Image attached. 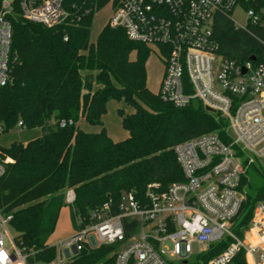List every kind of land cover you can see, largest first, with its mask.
<instances>
[{
  "label": "trees",
  "instance_id": "obj_1",
  "mask_svg": "<svg viewBox=\"0 0 264 264\" xmlns=\"http://www.w3.org/2000/svg\"><path fill=\"white\" fill-rule=\"evenodd\" d=\"M108 0H64L69 18L53 26L25 19L16 7L12 18L10 80L0 86V128H40L42 134L26 143L13 142L0 150L12 161L0 177V209L11 213L17 243L34 253L31 264L49 262L57 248L47 243L54 233L65 192L72 188V218L87 223L103 203L116 204L123 192L142 195L147 186L165 190L184 180L173 151L174 145L205 133H217L228 141L227 120L207 111L201 101L176 107L150 91L146 62L151 49L132 40L125 30L106 24L91 39L94 13ZM260 16L246 29L235 27L229 13L217 12L213 36L220 55L246 60L264 57V0H241ZM135 54L132 58L131 55ZM124 101L132 112L119 109L128 136L114 141L102 116L110 100ZM83 117L99 132L78 125ZM66 121L65 126L61 122ZM71 121L72 123H69ZM243 178L246 198L235 230L243 237L257 203L264 202V183ZM244 186V185H243ZM125 220L127 236L135 223ZM225 239L211 244L187 261L172 264H206L227 246ZM115 245L84 248L63 264H112ZM247 264L244 250L232 260Z\"/></svg>",
  "mask_w": 264,
  "mask_h": 264
},
{
  "label": "built area",
  "instance_id": "obj_2",
  "mask_svg": "<svg viewBox=\"0 0 264 264\" xmlns=\"http://www.w3.org/2000/svg\"><path fill=\"white\" fill-rule=\"evenodd\" d=\"M108 3L110 26L123 28L151 51L159 50L166 66L159 88L162 99L176 107L199 100L204 108L214 109L227 120L228 141L205 133L177 143L173 151L183 181L165 190L149 184L142 195L123 192L116 204L107 201L92 211L87 223L77 217L75 232L55 245L57 258L33 264H63L84 248L101 245L118 248L112 264H172L187 261L194 244H204L205 251L225 239L226 248L206 264H230L241 250L247 264H264V202L256 204L243 237L235 230L246 198L243 178L256 163L264 165V57L252 54L255 58L238 60L220 55L213 36L215 14L231 15L241 0ZM16 7L25 19L45 26L62 23L70 15L64 0H0V86L10 80ZM247 14L250 24L260 21L254 10ZM21 126L19 122L16 127ZM11 161L0 150V177ZM74 200V190L67 189L65 202ZM11 220L12 214L0 209V264H31L34 251L17 243ZM125 220L135 223L130 236Z\"/></svg>",
  "mask_w": 264,
  "mask_h": 264
},
{
  "label": "rangeland",
  "instance_id": "obj_3",
  "mask_svg": "<svg viewBox=\"0 0 264 264\" xmlns=\"http://www.w3.org/2000/svg\"><path fill=\"white\" fill-rule=\"evenodd\" d=\"M262 12L264 15V9L262 10ZM111 15L112 7L109 3L94 13L91 25L92 40H96L101 29L106 24H108ZM231 17L234 21L235 27H245L249 23L247 9L240 3L234 7L231 13ZM131 57L134 58L135 54L132 53ZM165 68V61L161 57L159 50L157 48H153L146 62V73L147 86L150 91L155 94L159 92L160 83L165 73ZM119 109H124L128 113L133 111L132 106L128 105L124 101H118L113 99L108 102L107 112L102 116L103 125L106 127L109 136L114 141H121L128 136V132L122 126L121 116L118 113ZM77 125L86 132H99V130L101 129L99 125H92L82 117L78 120ZM36 135L37 131L33 128L28 129L15 127L6 133H2L0 131V146L9 147L15 141L25 143L30 141ZM245 177L247 178L246 180L251 179L258 184L264 183V165L256 163L248 169ZM243 185L244 189L246 190L245 184ZM76 221L77 218L75 221L73 220L71 207L69 204H67L62 209L56 229L54 233L50 236L49 240H47V243H51L50 245H56L59 240H64L70 237L75 232ZM192 247L193 255H198L206 246L204 244H194ZM117 251L118 248H116L111 255H115ZM66 261L68 260H64L62 261V263ZM97 264L102 263L99 262Z\"/></svg>",
  "mask_w": 264,
  "mask_h": 264
},
{
  "label": "crops",
  "instance_id": "obj_4",
  "mask_svg": "<svg viewBox=\"0 0 264 264\" xmlns=\"http://www.w3.org/2000/svg\"><path fill=\"white\" fill-rule=\"evenodd\" d=\"M83 118V117H82ZM33 129H35L36 131H37V135L34 137V138H36V137H39L41 134H42V131H41V129L40 128H33ZM34 138H32V139H34ZM26 143V142H25ZM64 207H62V209H63ZM62 209H61V211H62ZM61 211H60V213H61ZM72 213V212H71ZM59 217H60V214H59ZM58 220H59V218H58ZM58 223V222H57ZM56 226H57V224H56ZM56 229V228H55ZM50 238V237H49ZM49 238H48V240H49ZM60 241V240H59ZM49 244V243H48ZM51 244V243H50Z\"/></svg>",
  "mask_w": 264,
  "mask_h": 264
},
{
  "label": "water",
  "instance_id": "obj_5",
  "mask_svg": "<svg viewBox=\"0 0 264 264\" xmlns=\"http://www.w3.org/2000/svg\"><path fill=\"white\" fill-rule=\"evenodd\" d=\"M250 58H255V57H254V55H251ZM205 109H206L207 111L214 112V109H212V108H210V107H208V106H207ZM262 162H263V164H264V159L262 160Z\"/></svg>",
  "mask_w": 264,
  "mask_h": 264
}]
</instances>
